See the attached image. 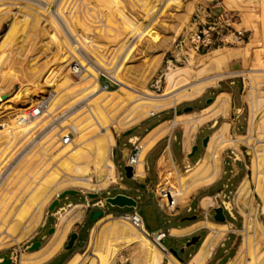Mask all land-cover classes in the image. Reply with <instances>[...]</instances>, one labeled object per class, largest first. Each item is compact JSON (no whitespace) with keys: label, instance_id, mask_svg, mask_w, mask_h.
<instances>
[{"label":"rangeland","instance_id":"rangeland-1","mask_svg":"<svg viewBox=\"0 0 264 264\" xmlns=\"http://www.w3.org/2000/svg\"><path fill=\"white\" fill-rule=\"evenodd\" d=\"M208 27L215 28L210 44L191 40L194 32ZM98 58L113 68L110 75L89 74H95L94 59ZM115 79L147 97L161 98L139 108L143 100ZM196 81L203 83L188 87L185 96L174 92ZM107 84V93L99 91ZM219 84L234 88L236 104L242 101L243 108L235 119L238 110L230 97L220 95L216 100L215 113L221 110L226 118L211 131L212 136L224 123L230 124L224 142L211 138L217 154L205 153L206 165L196 175L165 171L160 185L175 196V213L198 188L216 179L224 155L239 157L246 173L228 201L241 227L234 257L221 264H264V0H0V262L12 259L20 264L23 258V264H46L57 255L59 249L53 253L48 244L29 251L31 243L40 240L39 229L50 215L46 228L53 225V236L63 235L67 241L84 225L86 245L79 254L83 264H167L163 252L152 251L148 241H153L143 230L139 229L143 237L127 233L129 226H136L122 219L129 213L119 211L133 209L107 204L106 199L120 192L113 159L116 144L110 157L117 180L105 187L106 177L92 141L97 132L106 137L112 133L117 141L154 114L195 104ZM221 99L226 102L223 107L218 106ZM30 107L41 112L34 121L27 125L17 120ZM91 111H98L95 118L103 126L90 131L95 123ZM82 128L87 129L84 136ZM79 136L85 141H79ZM70 143L79 154L69 163L71 151L63 153V149ZM149 164L153 165V158ZM139 165L143 170L142 160ZM122 169V183L130 186L132 181ZM68 190L82 194L63 199L50 212L53 201ZM32 193H39V199ZM86 193L100 198L90 199ZM13 206L16 209L11 210ZM140 208L148 226L155 229L153 209ZM100 210L104 215L93 221ZM65 215L67 222L59 225ZM101 220L111 225V232L99 238L96 256L91 257L93 231ZM220 239L221 235H215L209 254ZM65 255L68 263L74 253ZM171 258L174 262L169 264H180Z\"/></svg>","mask_w":264,"mask_h":264},{"label":"crops","instance_id":"crops-1","mask_svg":"<svg viewBox=\"0 0 264 264\" xmlns=\"http://www.w3.org/2000/svg\"><path fill=\"white\" fill-rule=\"evenodd\" d=\"M231 84L234 85L235 82H231ZM221 94H228L227 96L234 102L235 109L238 110L235 119L238 118L243 108V102L238 101L236 104L235 89L223 88V85L219 84L213 87L209 94H203L197 98L194 101L195 104H187L182 107L177 105L154 114L125 131L116 141L113 159L119 171L120 183H117V188L120 192L117 195L132 197L138 204L136 209L119 212L129 214L137 212L142 217L145 231L151 238L160 232L165 233L161 244L167 249V252H163L167 264L170 262V256L180 264H191L211 235H221V239L214 246L204 264H221L234 257L236 253L235 247L241 226L228 199L234 191V185L242 180L246 173V166L239 157L224 155L223 164L216 179L212 183L198 188L189 197V200L181 204L177 212L173 214L160 206L156 195L157 187L161 184L165 171L187 172L196 166L203 159V155L207 153L209 142L213 137L211 131L224 121L226 115L220 113L215 116L214 109L206 114H202V111L209 107L212 108ZM189 130L193 135L190 139L187 137ZM206 142L207 145L204 144ZM196 148L197 150H195ZM136 149L139 151L138 164L132 166L133 178L130 179L126 176L132 181V184L127 186L122 183L124 177L122 167L129 166L128 159L136 152ZM126 158L127 161H125ZM150 158H153L152 166L149 164ZM140 160H142V172L138 171ZM141 205L153 209L158 224L155 229L146 223L140 208ZM219 208L223 209L225 216L223 222L216 218V210ZM60 210H64V208H60ZM49 217L50 215H47L39 229L40 240L32 242L31 246L36 242H41L42 249L48 244V240L50 241L53 236L50 231L53 228L56 230V228L53 225L46 228ZM49 228L51 229L47 233ZM83 228L84 225L81 223L79 227L81 231L77 233L78 238L71 249L67 250L66 244L69 241L64 240L59 253L46 264H58V262L66 264L69 258L65 255L66 253L80 254L86 245V238L82 237ZM194 237H199V241L195 245L187 247ZM172 251H176L178 256H175ZM12 264H16L15 260H12Z\"/></svg>","mask_w":264,"mask_h":264},{"label":"bare ground","instance_id":"bare-ground-1","mask_svg":"<svg viewBox=\"0 0 264 264\" xmlns=\"http://www.w3.org/2000/svg\"><path fill=\"white\" fill-rule=\"evenodd\" d=\"M27 9V8H26ZM35 11V10H34ZM55 23H57V22H55ZM54 24V23H53ZM55 25V24H54ZM56 27V26H55ZM54 27V28H55ZM57 28V27H56ZM56 28H55V30H56ZM69 29V28H68ZM83 40V39H82ZM83 41H85V40H83ZM81 43H83V42H81ZM87 43V42H86ZM83 45V44H82ZM84 47H86V44H85V46ZM83 47V48H84ZM70 48V47H69ZM73 48H74V46H73ZM76 48V47H75ZM74 48V49H75ZM85 49V48H84ZM77 50V49H76ZM79 50V49H78ZM81 51V50H80ZM86 51V50H85ZM77 51H75L74 53H76ZM71 53V52H70ZM79 53V52H78ZM78 53H76V54H78ZM80 54V53H79ZM78 54V55H79ZM82 54H83V52H82ZM74 56V55H73ZM76 56V55H75ZM82 55H79V57H81ZM74 58H76V57H74ZM82 59H83V57H82ZM95 60V64H96V66H94V68H93V70L95 71V74L94 73H92L93 71L92 70H90V71H92V72H90L89 74L90 75H92L93 77H95V76H97V72L98 73H104V74H107V75H110V73H111V71L113 70V68H111V67H108V64H106L105 63V61H103L104 59H101V58H98V59H94ZM82 64V63H81ZM84 64V63H83ZM114 66V65H113ZM90 67L91 66H89V69H90ZM91 69H92V67H91ZM74 71L75 72H79V69H78V64H75L74 65ZM89 71V70H88ZM171 77H176V74H173ZM216 77H218V76H216ZM222 78L223 77H227V75H222L221 76ZM88 78V77H87ZM114 79V78H113ZM116 80V83L117 84H120L121 85V88H123V89H125V90H127V91H131V92H133V93H136V94H138V96L143 100V101H141L139 104H138V106H139V108L140 107H142L143 105H148L149 103H151L152 101H158V100H160V98H161V96L159 97L158 96V98L156 97V98H151V97H147V96H145V95H143V94H140V93H138V91L137 90H135L134 88H132L131 86H129V85H127L122 79H115ZM201 83H203V82H199V81H196V82H191L189 85H186V86H182V87H180V88H178L177 90H175L174 92H178L179 91V94H180V96H185L187 93H186V89H188V87H191L192 85H194V86H192V88L193 87H195V86H200V84ZM99 91H101V92H105V93H107V91L106 90H104L103 88H101L100 87V90ZM173 92V93H174ZM186 93V94H185ZM175 94V93H174ZM135 95V94H134ZM225 95H228V94H221V96H222V98H223V96H225ZM174 96V95H173ZM172 96V97H173ZM174 98V97H173ZM225 100L224 99H221L220 101H219V104H218V106H221V107H223L224 105H225ZM86 107V106H85ZM105 107V106H104ZM213 107L214 106H212V108H208L207 110H204V111H202V114H206L207 112L209 113V111L211 110V109H213ZM89 108V107H88ZM88 108H87V110H88ZM100 108V107H99ZM101 108H102V106H101ZM90 109V108H89ZM223 109V108H222ZM103 110V109H102ZM90 111V110H89ZM88 111V112H89ZM198 111V110H197ZM196 111V112H197ZM226 112V111H225ZM41 112H39V110H38V108H35V107H30L29 109H28V112H26L25 113V115L24 116H22L21 118H19V119H17V120H20L22 123H27V125H29L31 122H33L34 121V119L36 118V116H38L39 114H40ZM91 113H92V111H91ZM90 113V114H91ZM191 113V112H190ZM201 113V112H200ZM220 113H222V111L221 110H218L216 113H215V116H217L218 114H220ZM227 113V112H226ZM98 114V111H94L93 113H92V115H93V117H92V119L94 118V121H95V123L93 124L92 123V125H90L91 124V122L90 123H87L86 124V126L88 127L89 125H90V127L92 128V129H90V131L91 130H93V129H98V128H101L102 126H103V123H100L99 122V120L98 119H96L95 118V115H97ZM192 115V114H191ZM53 116V115H52ZM198 116V115H197ZM88 119H91V117L89 116V118ZM17 120H16V124H17ZM93 122V121H92ZM14 123V122H13ZM188 123V122H187ZM112 124H113V122H112ZM199 124H201V123H199ZM199 124H198V126H199ZM83 125V124H82ZM19 127H20V125H19ZM22 127V126H21ZM20 127V128H21ZM86 127V128H87ZM90 127H88V129L90 128ZM16 128H17V126H16ZM23 128V127H22ZM27 128V127H26ZM115 128H117L118 130H119V132L121 131V128H119V127H115ZM191 128V127H190ZM11 129H15V128H11ZM19 129V128H18ZM84 130H85V128H82V131H81V135L82 136H84V133H82V132H84ZM87 130V129H86ZM85 130V131H86ZM229 130H230V125L228 124V123H224L221 127H220V129L214 134V138H215V140L217 141V142H224V139H225V137H226V135L229 133ZM23 131V130H22ZM87 132V131H86ZM119 132H117V133H119ZM13 133V132H12ZM98 133V135L95 137V138H93V141L92 142H94V145H95V151H96V156H97V161H99L100 162V164H101V166H102V168H103V170L104 171H102V172H104V175H105V182H104V185H105V187L107 186V185H112V184H114L115 182H116V180H117V177H116V173H115V166H114V164H113V162H112V160H111V157H110V150L112 149V147L116 144V139L114 138V135L112 134V133H109V135L106 137V136H100V132H97ZM26 134V133H25ZM61 135V134H60ZM191 135H192V132L189 130L188 132H187V137L190 139V137H191ZM64 136H65V134H64ZM82 136H79V138H80V140L79 141H83V138L84 137H82ZM60 137H63V135H61ZM192 137H193V135H192ZM66 138H68V136H66V137H64V140L66 139ZM82 138V139H81ZM72 141V140H71ZM84 141H85V139H84ZM83 141V142H84ZM211 141V140H210ZM69 143V141L67 142V144ZM73 143V142H72ZM82 143V142H81ZM65 145V144H64ZM88 145H91V144H88ZM78 146V145H77ZM221 145H219L218 147H220ZM234 147H237L238 146V144L237 143H235L234 145H233ZM76 147L75 146H73L71 143L68 145V146H66L64 149H63V153H66V152H68V151H71V152H68V153H71L70 154V156L68 157V162L70 163V162H72V159L73 158H75V155H77V154H79V153H77V151L78 150H76L75 149ZM207 150V149H206ZM72 151H74V152H72ZM79 152V151H78ZM81 152H83V151H81ZM62 153H60V155H61ZM207 154L208 155H216L217 154V152H215V149L213 150L212 149V146H211V142H209V146H208V151H207ZM8 155V154H7ZM63 155V154H62ZM66 156V155H65ZM78 156V155H77ZM208 156L207 155H205L204 157H203V159H201V161L200 162H198V164L196 165V166H194L192 169H189V174L190 175H196V174H198V173H200L201 172V170H202V168L206 165V162H207V158ZM57 158H58V156H57ZM56 158V159H57ZM79 158V157H78ZM45 159V158H44ZM61 159V158H60ZM64 159V158H63ZM257 159H259V158H257ZM162 160V159H161ZM59 161V160H58ZM66 159H64L62 162H63V165L64 166H66ZM61 161H60V163H62ZM259 162V161H258ZM160 164V163H159ZM62 164L60 165L61 167L63 166ZM139 167H138V171L139 172H142L143 170L141 169V167H140V165H138ZM258 166V165H257ZM60 167V168H61ZM64 168V167H63ZM63 168H61L62 170H63ZM260 168V167H259ZM57 169V168H56ZM55 169V170H56ZM187 172V173H188ZM141 174V173H140ZM257 174V173H256ZM74 179V178H73ZM82 181H84V182H88V180L87 179H85V178H83V179H81ZM45 185V184H44ZM103 185V186H104ZM102 186V187H103ZM41 187H42V184H41ZM71 187V186H70ZM79 187V186H78ZM84 187V186H83ZM39 188V190L37 191V192H39L40 191V187H38ZM44 187H42V189H43ZM85 188H88V187H85ZM104 188V187H103ZM41 189V190H42ZM37 190V189H36ZM44 190V189H43ZM36 192V193H37ZM60 192V191H59ZM65 192V191H64ZM36 193H32V194H35L33 197H38V195H39V193H38V195L36 194ZM62 194V193H61ZM60 194V195H61ZM171 195H172V193H170ZM26 197V196H25ZM28 197H30V198H32V199H36V198H33L32 196H31V194H30V196H29V194H28ZM172 197L174 198L175 196H173L172 195ZM28 199V198H27ZM27 199H25L26 201L25 202H28L27 201ZM38 199H39V197H38ZM33 200V201H34ZM32 201V200H31ZM175 201V200H174ZM22 202V201H21ZM23 203H24V201H23ZM22 203V204H23ZM28 203H30V202H28ZM27 203V204H28ZM32 203H34V202H32ZM175 203H176V201H175ZM174 203V206L172 207V208H170V207H168L167 205L165 206V209H166V211L167 212H170V213H173L176 209H177V206H176V204ZM9 204V203H8ZM21 204V205H22ZM24 205V204H23ZM15 206H16V203H15ZM25 206V205H24ZM79 206V205H78ZM78 206H76V207H78ZM1 207V206H0ZM17 207H18V205H17ZM21 207V206H20ZM15 207L13 206V208L11 209V210H13ZM16 209V208H15ZM18 210H19V208H18ZM18 210H16V213L18 212ZM4 212V211H3ZM72 212V211H71ZM13 213H15V212H13ZM15 213V214H16ZM0 215H2V214H0ZM14 215V214H13ZM11 216V215H10ZM18 217H20V215L18 214L17 215ZM16 215H15V217H17ZM68 215H65V216H62V218L60 219V221H59V225H61V224H64L65 222H67V220H68ZM11 219H13V216H12V218ZM122 219H124V220H126V221H129L130 222V220H129V218L128 217H122ZM72 220V219H71ZM70 220V221H71ZM9 221V220H8ZM104 222V221H103ZM128 222V223H129ZM204 222V221H203ZM131 223V222H130ZM57 224V225H58ZM99 224V225H98ZM97 224V226L95 227V229H94V231H93V235H92V250H91V252L88 254V255H91V257L92 256H96L95 255V252H94V248L95 247H97V244H98V240H99V238H101L104 234H106L107 232H111V225L109 224V223H106V224H102V220L101 221H99V223ZM204 224V223H203ZM206 224V223H205ZM133 226V225H132ZM208 226V225H207ZM6 227V226H5ZM9 227V226H8ZM10 227H11V225H10ZM134 227V226H133ZM3 228V227H2ZM135 229H133V228H131L130 226L127 228L128 229V231H127V233L130 235V236H132V237H143L144 235L139 231V228L137 229L136 227H134ZM198 228V227H197ZM11 229V228H10ZM2 230V229H1ZM212 230V229H211ZM4 231H6V230H4ZM8 231V230H7ZM6 231V232H7ZM3 232V231H2ZM56 234V233H55ZM54 234V235H55ZM212 234H214L213 232H212ZM214 237H215V235H211L206 241H205V243H204V245H202L203 247H202V249H201V251L199 252V254L194 258V260L191 262V264H202L203 263V261L207 258V255L209 254V252H210V250H211V246L213 245V241H214ZM64 240H65V236L63 237V235H60V236H58V237H54V236H52V238L50 239V241L48 240V246H50L51 247V251L54 253V251H53V249H59L57 252H59L60 250H61V247H62V244H63V242H64ZM90 243V244H91ZM148 244L150 245V247H151V249H152V251L154 250L155 252L156 251H159V252H161L162 253V251H160L158 248H157V246L154 244V243H152V242H149L148 241ZM51 251H49L50 253H51ZM57 252H55V253H57ZM157 253V252H156ZM162 255H164L163 253H162ZM169 260L170 261H172V262H174L173 261V259L171 258V257H169ZM177 261V260H176ZM23 262H24V259L23 258H21V262H20V264H23ZM87 262V261H86ZM84 263V261L81 259V255H79V254H77V255H73V257L68 261V263L67 264H83ZM179 263V262H178Z\"/></svg>","mask_w":264,"mask_h":264},{"label":"water","instance_id":"water-1","mask_svg":"<svg viewBox=\"0 0 264 264\" xmlns=\"http://www.w3.org/2000/svg\"><path fill=\"white\" fill-rule=\"evenodd\" d=\"M207 140L209 141V139H207ZM204 144L207 145V142ZM195 150H197V148ZM128 152L129 151L127 150L126 153L128 154ZM125 161H127V158L125 159ZM124 171H125L126 176L128 178H130V179L133 178V167L132 166H125ZM81 194L82 193L80 191H76V190H68V191L63 192L50 205L49 211L53 212L59 206L60 202L63 199H65L69 196H71V197L79 196ZM85 195L90 199L100 198L99 194L86 193ZM106 202H107V204L110 205V207L117 208V209H126V208L136 209L138 206L137 201L135 199H133L132 197L125 196V195H121V194L116 195L115 197H111V198L106 199ZM216 213H217V216H216L217 220L222 221V222L225 221V216L223 215V209L222 208L217 209ZM103 215H104V211H102V210L96 212L93 215V221H97ZM54 233H55V229L53 228V229H51L50 234H54ZM77 238H78L77 233H74L71 235L70 241L67 245V250H69L73 247ZM198 241H199V237H194L191 240V242L187 244V247H190L191 245H195ZM41 247H42V243L36 242L29 248V251L30 252L38 251L41 249ZM172 253L175 256H178V253L176 251H172ZM0 264H12V259H4L3 261L0 262Z\"/></svg>","mask_w":264,"mask_h":264},{"label":"built area","instance_id":"built-area-1","mask_svg":"<svg viewBox=\"0 0 264 264\" xmlns=\"http://www.w3.org/2000/svg\"><path fill=\"white\" fill-rule=\"evenodd\" d=\"M214 31H215V28H213V27H208V28H204L202 30H198V31L193 33L191 40L195 43H203L206 45L210 44L212 39H213ZM78 69H79V67H78ZM75 73H77V72H75ZM109 88H110V85L107 84L104 86L103 89L108 91ZM68 141H69V137L65 139V143H67ZM138 159H139V151L136 149V152L134 154L130 155L127 163L129 166H136ZM170 193L171 192L168 189H166L163 185H162V187H161V185H159L157 187L156 195L159 199V204L163 209H165L166 205L170 208H172L174 206L175 201H174V198L172 197V195ZM126 217L129 218L130 222H132V224L134 226L143 230L147 234V232L145 231V228H144L143 219L137 212L127 214ZM164 237H165V233L160 232L156 236H154L153 238H151V237L150 238L153 241V243L157 246V248H159L162 252H167V249L161 244V240Z\"/></svg>","mask_w":264,"mask_h":264}]
</instances>
